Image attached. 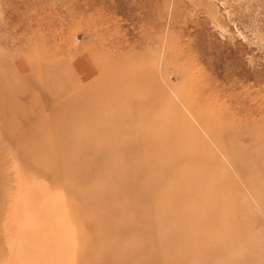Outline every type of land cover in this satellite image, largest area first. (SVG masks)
<instances>
[{
  "label": "rangeland",
  "instance_id": "374dc122",
  "mask_svg": "<svg viewBox=\"0 0 264 264\" xmlns=\"http://www.w3.org/2000/svg\"><path fill=\"white\" fill-rule=\"evenodd\" d=\"M0 264H264V0H0Z\"/></svg>",
  "mask_w": 264,
  "mask_h": 264
},
{
  "label": "bare ground",
  "instance_id": "6f19581e",
  "mask_svg": "<svg viewBox=\"0 0 264 264\" xmlns=\"http://www.w3.org/2000/svg\"><path fill=\"white\" fill-rule=\"evenodd\" d=\"M87 72V71H86ZM88 73V72H87ZM90 75V74H89Z\"/></svg>",
  "mask_w": 264,
  "mask_h": 264
}]
</instances>
